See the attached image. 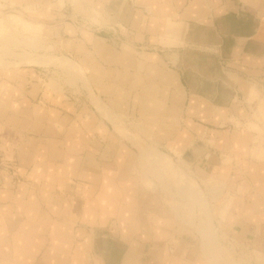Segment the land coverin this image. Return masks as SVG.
<instances>
[{"label":"crops","instance_id":"crops-1","mask_svg":"<svg viewBox=\"0 0 264 264\" xmlns=\"http://www.w3.org/2000/svg\"><path fill=\"white\" fill-rule=\"evenodd\" d=\"M0 5L57 37L77 58L68 92L92 100L82 113L46 91H63L58 64L0 67V264H215L213 227L264 260V0ZM117 108L198 182L212 214L200 232L191 195L167 204L127 185L134 149L149 146L120 141Z\"/></svg>","mask_w":264,"mask_h":264},{"label":"rangeland","instance_id":"rangeland-1","mask_svg":"<svg viewBox=\"0 0 264 264\" xmlns=\"http://www.w3.org/2000/svg\"><path fill=\"white\" fill-rule=\"evenodd\" d=\"M21 14L11 9H5L4 6L0 5V58H2V61H0V67L12 66L17 63L31 62L29 59L31 56L38 57L39 61L40 59L43 60L39 63L46 62L47 64H58L59 72L54 74V78H57V81L54 82H57L63 91L61 93H56L49 90L46 91L56 95L58 98H60V100L64 99L65 101L72 103L73 106L80 112L85 113L88 103L92 100H90L88 97L78 98V96L68 92L67 87V84L71 83L72 80H75L77 78V74H79L78 71L71 69L70 67V64L75 66L74 63L76 62L75 59L77 58L63 52L59 48L58 41L56 40L57 37H52L49 35L42 23L30 19V16L25 17ZM65 62H69L70 64ZM31 68L36 69V71H41L44 67H38L36 65L31 66ZM100 85L103 88H106L105 85L101 83ZM111 102L114 103L113 100ZM114 110L115 112L119 113L117 114V117L115 116V119H117L115 122L117 125H120L119 127L121 130H119V132L121 133L122 139L119 138L116 131L115 133L120 141H124L126 144H131V142L128 140L129 135L131 134L139 142H146L149 146L138 150L134 149L136 161L131 162L133 170L131 175H133L135 179H131L130 181L127 176L125 178L127 180V185L130 186L129 183H132L133 187L135 186L140 190L142 183H146L154 190L156 194H158L159 199L166 202L167 204H178L181 206L182 201H186L185 198H182L181 193H187L188 195H191L190 198H194L196 200L193 216L196 229L200 232V229L203 225L202 222H205L206 217L211 221L212 214L210 212H204L202 209V205L204 206V204H207V200L204 198L206 195L200 190L198 182L188 179L182 171L179 174L175 173L173 169H171V165L168 166V163L162 158V156L156 153L154 148L157 147L154 146L153 142L140 134L137 122H135L119 108ZM256 112L259 114L260 121L264 124V103L259 105V108L256 109ZM97 115L99 119L104 120L106 124H109L111 127L114 126L113 122L109 120L108 117L102 115L100 111L97 112ZM158 150L162 152L166 151L162 149ZM165 153L168 154L167 152ZM123 155L125 159L129 158V154L127 156H125V154ZM138 173H142L145 178L143 177L140 179V174ZM204 184H207V181H205ZM215 184L217 186L219 185L217 181H215ZM133 187L132 191L134 190ZM200 187L203 188L202 186ZM201 198L203 199V202H201ZM181 209L183 208L181 207ZM214 229L215 228L213 227L212 231L217 237V242L215 247H211L208 250V253H211L214 258H217V261L214 260L215 264H260L255 260H262L259 254L247 250L243 246L236 244V242L227 240V237H225L224 234L219 236L218 232H215L216 229ZM199 232L192 231L195 242L197 243L196 248L194 247L195 253L198 252V248L200 246ZM222 240H227V242L224 243ZM221 253L227 254V261L223 262L220 260ZM263 261L264 260L261 262ZM208 264H210V261Z\"/></svg>","mask_w":264,"mask_h":264},{"label":"bare ground","instance_id":"bare-ground-1","mask_svg":"<svg viewBox=\"0 0 264 264\" xmlns=\"http://www.w3.org/2000/svg\"><path fill=\"white\" fill-rule=\"evenodd\" d=\"M0 54H1V53H0ZM3 55H4V53H3ZM0 56H1V55H0ZM2 57H3V56H2ZM1 59H2V58H0V61H2ZM11 60H12V59H11ZM17 60H19V59H17ZM17 60H16V61H17Z\"/></svg>","mask_w":264,"mask_h":264}]
</instances>
